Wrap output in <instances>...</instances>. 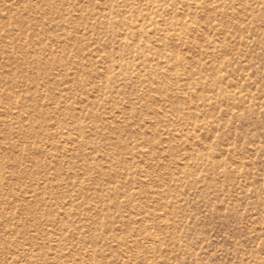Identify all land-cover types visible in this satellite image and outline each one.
I'll return each instance as SVG.
<instances>
[{
    "label": "rangeland",
    "instance_id": "rangeland-1",
    "mask_svg": "<svg viewBox=\"0 0 264 264\" xmlns=\"http://www.w3.org/2000/svg\"><path fill=\"white\" fill-rule=\"evenodd\" d=\"M0 264H264V0H0Z\"/></svg>",
    "mask_w": 264,
    "mask_h": 264
}]
</instances>
